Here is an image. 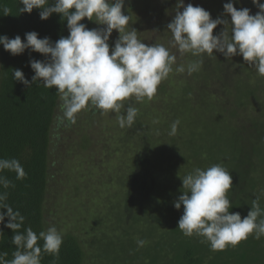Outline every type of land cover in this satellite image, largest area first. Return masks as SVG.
I'll return each mask as SVG.
<instances>
[{"label":"clouds","instance_id":"9594fccd","mask_svg":"<svg viewBox=\"0 0 264 264\" xmlns=\"http://www.w3.org/2000/svg\"><path fill=\"white\" fill-rule=\"evenodd\" d=\"M20 14L39 10L41 20L58 14L67 23L68 36L52 42L39 38L35 31L25 34V41L17 35L9 39L0 35V45L13 56L25 50L41 54L45 59L31 60L35 73L31 83L19 69L12 70L15 81L30 87L40 81L44 87L57 90L61 115L58 123L75 124L76 115L86 108H95L101 115L114 112L120 128L131 127L138 109L125 102L134 98L140 102L151 99L161 82L173 72L177 57L162 44H146L138 39V32L128 28L130 16L124 14L125 0H19ZM238 0L223 5L222 16L212 19L210 13L200 6L184 4L178 0L175 15L167 24L171 45L181 55L202 57L214 51L225 59L242 56L248 67L264 77V3L251 0L257 7L255 15L250 9L234 7ZM182 9V10H181ZM10 9L3 8L8 16ZM93 21L101 28L89 29L83 20ZM223 30L214 35V29ZM119 33L110 48L109 38L113 31ZM203 60L197 59L176 67L175 71L191 75L200 70ZM124 109V113L121 110ZM180 121L171 124L170 136L177 133ZM16 173L17 179L26 176L23 166L15 158H0V188L7 190L14 185L2 173ZM181 195L174 202L177 210L183 208L178 229L185 237H201L212 251H224L237 247L249 236L259 240L264 237V209L259 197L253 201L250 211L242 219L232 208L228 192L233 186L232 175L221 165L207 169L196 168L182 178ZM7 191L0 192V224L13 232L12 244L16 250L12 259L7 252L0 253V264H41L42 252L59 256L63 237L57 228L49 226L38 234L31 227L21 228L24 216L7 203ZM5 219L7 223L5 224ZM2 234V232H0ZM38 241H43L42 246ZM147 241L137 240L138 247Z\"/></svg>","mask_w":264,"mask_h":264},{"label":"rangeland","instance_id":"374dc122","mask_svg":"<svg viewBox=\"0 0 264 264\" xmlns=\"http://www.w3.org/2000/svg\"><path fill=\"white\" fill-rule=\"evenodd\" d=\"M177 2L178 0H125L123 11L130 16L128 28H134L138 32V39L146 44H162L177 57L173 72L158 87L157 92L164 90L163 93L154 95L152 101V98H143L136 102L132 98L125 102V108L129 105L136 107L138 114L134 124L142 122L149 127L148 133L152 135L154 146L158 149L153 150L152 161L161 172L158 176L160 185L163 186L171 179L167 186L160 188V193L165 194L164 198L159 194L156 200V203L167 201L168 209L171 210L169 215L159 213L162 206L150 210V213L146 212V215L149 217L156 214L160 218L173 216L178 223L183 208L175 209L174 202L182 194L180 178L186 174L196 168L207 169L212 166L209 162L225 158L223 167L232 178L243 180L241 168L235 165L237 155L231 154L246 146L241 139L234 137V129L241 128L235 121L221 116L228 117L226 112L234 109L233 99H236L246 104V107L239 110L243 116L240 120L245 119V123L254 119L264 121V77L259 76L254 68L248 67L242 56L226 60L218 52L217 56L181 55L172 47L171 34L166 31L167 24L175 15ZM183 2L185 5L191 3L193 6L203 7L212 19H216L222 16L223 5L229 0ZM250 2L251 0H238L234 7L239 10L242 5L255 15L258 9L255 10ZM261 2L264 3V0ZM101 27L103 26L96 24V28ZM222 30L223 25H219L215 29L216 34ZM118 36L119 33L114 30L109 38L110 48L114 46ZM197 59H202L207 69L201 67L191 75L187 71H175L176 67L184 65L186 68L188 63ZM217 59L226 62V65L222 67ZM249 90H253V93L248 94ZM255 93L259 99L256 103L253 102L256 99ZM218 95L224 100L221 104L226 109L225 113L213 106ZM249 96L251 98L247 99ZM123 113L124 109L120 114ZM117 115L119 114L114 112L101 115L95 108L81 111L75 117L74 128L69 129L70 131L63 128L60 131L62 139L52 155L55 164L49 172L51 182L45 205L46 229L54 225L62 237L74 236L83 248L85 264H115V259L122 264H132L138 260L139 254H146L149 247L145 244L137 251L134 247L137 239L126 238L122 231L115 232L116 227H113L114 221L121 220L123 215L122 204L127 199L125 193L130 184V168L142 153L141 148L133 144L134 138L125 136L127 128L119 127ZM176 120L180 121L177 133L170 136L171 124ZM258 146L256 152L260 151L261 146ZM257 175L255 181L258 183L263 177V171ZM119 184L122 186L119 187ZM258 184L261 186V183ZM258 192L259 190L255 191L256 194ZM248 193L255 198V194ZM245 194L247 193L243 194V200Z\"/></svg>","mask_w":264,"mask_h":264},{"label":"trees","instance_id":"16d2710c","mask_svg":"<svg viewBox=\"0 0 264 264\" xmlns=\"http://www.w3.org/2000/svg\"><path fill=\"white\" fill-rule=\"evenodd\" d=\"M250 4L255 10L257 9L252 2ZM5 7L10 9L8 16L3 15ZM20 7L23 5H20L19 0H0V35L7 36L9 39L19 35L22 41H25V34L35 31L39 38L48 37L52 42L57 41L61 36H68L67 23L58 14H53L45 21L40 19L38 9H34L30 14H20ZM240 8L245 7L241 5ZM82 23L89 29L96 28V23L93 21L85 19ZM216 33L214 29L213 34L216 35ZM213 54L218 55L216 52ZM44 59L41 54L31 50H25L23 54L13 56L0 45V158L19 160L26 172V176L22 179H17L15 172L6 170L2 173L14 186L7 190L0 188V192L7 191V203L24 216V224L20 231L23 232L24 229L31 227L37 234L47 230L45 205L51 182L49 172L55 164L52 161V155L62 139L60 131L62 132L63 128L70 131L69 129L76 125L67 121L58 123L57 117L59 113L61 115L60 99L55 88H46L40 81L27 87L13 79L12 70L19 69L24 73L25 79L31 83L35 73L30 67V61H44ZM219 62L222 63V67L226 65V62L222 60ZM202 67L207 69L206 65L202 64ZM246 85L249 84L246 83ZM158 87L160 88V85ZM163 92L164 90L155 95ZM250 93H253V90H249L248 94ZM256 93V99H250L254 103L259 101ZM213 95L217 96V94ZM218 96L213 106L225 113L226 109L221 104L224 100L220 95ZM246 98L249 99L251 96ZM233 102L234 109L226 112L228 117L224 115L221 117L229 118L230 121L237 123L241 129H234V137L241 139L246 146L236 149L234 153L231 152L237 155L235 165L241 168L243 180L232 178L233 186L227 195L232 206L230 212H239L243 219L257 197H259L261 209H264V121L258 118L260 120L243 122L245 119L240 120L243 116L239 110L246 107V104L236 99H233ZM126 128L125 136L133 137L134 140L138 138L137 141L133 140V144H137L142 153L136 161H133V166L130 168V184L125 193L127 199L125 204H122L123 215L121 220H113L115 224L113 227H116L115 232L122 231L126 238L135 237L137 240L147 241L146 244L149 245L146 254H139L138 260L132 264H264V237L256 240L253 236H249L235 248L228 247L224 251H212L207 243L201 242V237H185L178 229V223L173 216L160 218L159 215L153 214L147 217L146 212L150 213L152 212L150 210L161 206L159 213L169 215L171 210L168 209L167 201L156 203V200L159 194L164 198L165 194L160 193V188L167 186L171 179L163 186L159 183L158 176L161 172L156 165H153L152 156L156 147L152 135L148 133L149 127L138 122L137 125L133 123L131 127ZM258 145L261 148L259 152H256ZM225 162L224 158L209 163L224 166ZM261 170L263 177L258 182L261 183L260 186L255 180ZM162 176H164L163 173ZM121 186L119 184V187ZM258 186H260L259 189H257ZM258 190L256 194L255 191ZM248 192L255 194V198ZM244 193L247 194L243 200ZM105 215H107L106 211ZM7 222L5 219V224ZM0 232H2L0 253L7 252L5 259L11 260L12 253L16 250L11 240L13 232L2 224H0ZM101 238L104 240L103 237ZM38 243L42 246L43 241ZM134 247L137 251L142 249L138 247L137 242ZM97 258L100 257L97 255ZM84 260L83 248L74 236L69 235L63 237L58 258L42 252L41 264H85ZM114 263L122 264L117 259Z\"/></svg>","mask_w":264,"mask_h":264}]
</instances>
